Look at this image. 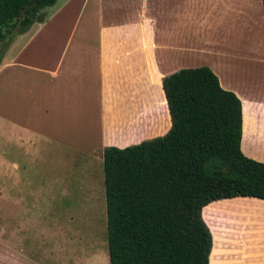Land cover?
Returning <instances> with one entry per match:
<instances>
[{"label": "crops", "instance_id": "1", "mask_svg": "<svg viewBox=\"0 0 264 264\" xmlns=\"http://www.w3.org/2000/svg\"><path fill=\"white\" fill-rule=\"evenodd\" d=\"M82 7L89 21L70 24L64 41L58 33L67 26L46 18L17 35L37 29L15 59L0 63V80L14 68L39 77V128L59 127L65 151L101 161L105 148L166 135L163 79L207 67L242 103L243 154L264 163L261 0H82ZM113 120L121 127L110 133ZM201 215L212 236L209 264H264V201L222 199Z\"/></svg>", "mask_w": 264, "mask_h": 264}, {"label": "trees", "instance_id": "2", "mask_svg": "<svg viewBox=\"0 0 264 264\" xmlns=\"http://www.w3.org/2000/svg\"><path fill=\"white\" fill-rule=\"evenodd\" d=\"M57 0H0V63L16 29L45 21ZM264 6V0H261ZM171 129L103 150L109 264H209L208 204L264 201V163L241 150L242 103L207 67L163 79Z\"/></svg>", "mask_w": 264, "mask_h": 264}, {"label": "rangeland", "instance_id": "3", "mask_svg": "<svg viewBox=\"0 0 264 264\" xmlns=\"http://www.w3.org/2000/svg\"><path fill=\"white\" fill-rule=\"evenodd\" d=\"M67 1L43 12L67 26L61 42L70 24L89 21L82 0ZM36 32L19 40L16 29L1 62ZM0 81V264H109L103 161L65 151L59 127L39 128L38 76L14 68ZM110 123V133L121 127Z\"/></svg>", "mask_w": 264, "mask_h": 264}]
</instances>
